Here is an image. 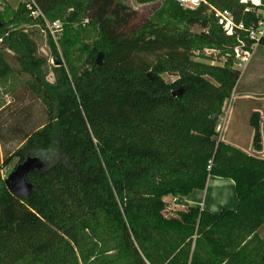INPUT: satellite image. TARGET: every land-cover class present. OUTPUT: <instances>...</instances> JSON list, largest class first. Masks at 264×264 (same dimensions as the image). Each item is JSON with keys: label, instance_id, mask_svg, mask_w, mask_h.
Wrapping results in <instances>:
<instances>
[{"label": "trees", "instance_id": "obj_1", "mask_svg": "<svg viewBox=\"0 0 264 264\" xmlns=\"http://www.w3.org/2000/svg\"><path fill=\"white\" fill-rule=\"evenodd\" d=\"M205 1L247 27L258 21L240 0ZM35 2L51 21L86 19L96 39L76 49L66 36L61 54L48 36L51 78L48 59L22 28L33 22L25 7L0 12V80L29 76L47 115L34 131L17 130L23 135L11 158L15 168L35 154L53 160L27 175L34 186L27 198L10 193L0 172V264H264V159L219 139L241 71L232 58L223 66L193 60L199 45L227 54L236 45L209 6L186 10L173 0V23H160L119 0ZM250 126L260 153L258 112ZM210 177L235 183L236 211L190 207L165 216L167 198L180 204Z\"/></svg>", "mask_w": 264, "mask_h": 264}, {"label": "rangeland", "instance_id": "obj_2", "mask_svg": "<svg viewBox=\"0 0 264 264\" xmlns=\"http://www.w3.org/2000/svg\"><path fill=\"white\" fill-rule=\"evenodd\" d=\"M119 1L130 10L139 13L143 19L149 18L153 21L157 20L160 23H173L167 12L169 4L174 3L173 0H151L145 4L139 3L138 0ZM18 5L17 0H0V12L11 15L12 11H15ZM48 20L51 21L50 19ZM59 21L62 24L63 31L60 33L58 41H54V43L61 54L62 48L59 40H63L66 36H72L76 42V49L80 47L81 43L91 44L95 41L96 33L89 27L86 19L80 20L72 25H68L64 19H59ZM134 21L135 19H133L132 23ZM9 28L15 29L13 26ZM22 28L26 32L32 33V37L39 46V54L48 59L50 77L53 78L51 69L52 66H55V63L44 25L39 21L33 20L32 23L25 24ZM190 29L196 35H200L203 31L199 26H194ZM1 45L0 40V47ZM225 50L212 49L205 44L199 45L194 51L193 60L211 65L214 62V66H223L227 55V51ZM236 68L241 71V77H243L241 84L247 86L244 88L247 89V93L249 94L245 98L239 92L235 95V91L228 101L225 109V117L219 124V139L223 142L228 131L230 129L232 130L237 124V119L243 120L252 107H262L264 104V46H258L249 62L243 64V67L237 65ZM162 77L168 83L175 80L174 76L167 74H164ZM28 79L29 76L26 74L15 73L5 80H0V172L5 179H7L17 164V160L12 159L11 156L19 147L22 135L25 132L34 131L37 127L47 122L46 109L41 101L35 98L29 91L27 86ZM240 128H242L240 131L247 140L250 135L248 129L241 126ZM17 130H21L23 134ZM249 130L252 131L253 129L249 127ZM240 145L239 149L242 151H246L249 148L246 142H242ZM41 158L45 160L47 167L53 161L48 159L47 155H41ZM6 160H9L8 165L5 163ZM167 202H169L168 206L171 209L170 212L166 213L167 216H176L179 208L175 205V201L172 199Z\"/></svg>", "mask_w": 264, "mask_h": 264}, {"label": "built area", "instance_id": "obj_3", "mask_svg": "<svg viewBox=\"0 0 264 264\" xmlns=\"http://www.w3.org/2000/svg\"><path fill=\"white\" fill-rule=\"evenodd\" d=\"M174 1L186 10H196L201 5L209 6L205 0ZM17 2L25 7L33 20H41L48 36H50L55 42L58 41L60 33L63 31L60 21H49L39 9L35 0H17ZM240 4L245 6V13H253L258 19V21L252 23L250 27H247L244 22H237L235 15L229 10H222L209 6V13L217 20L222 32L227 37H232L236 40V45L233 46L232 51L226 55L224 64L229 58H232L235 62V66L239 65L243 67V64L249 62L255 49L260 46V43L264 40V2L262 0H240ZM212 65H215L214 62ZM170 211L171 209L168 206L165 211L166 217H173L167 216L166 213Z\"/></svg>", "mask_w": 264, "mask_h": 264}, {"label": "crops", "instance_id": "obj_4", "mask_svg": "<svg viewBox=\"0 0 264 264\" xmlns=\"http://www.w3.org/2000/svg\"><path fill=\"white\" fill-rule=\"evenodd\" d=\"M242 78H240L236 92H238L246 98L248 96L247 87L242 85ZM254 112H258L261 116V134L263 141V150L260 153H257L252 146V136L254 135L253 130L250 131V118ZM244 127L249 131V137L244 138L241 133L240 128ZM231 131V133H230ZM230 131H228L224 142L228 145H231L236 148H240V144L242 142H246L249 145V148L244 151L245 153L256 156L258 158L264 159V104L262 107H252L249 112L246 114V117L243 120L237 119V124ZM222 135V134H221ZM222 137V136H221ZM249 142V143H248ZM172 198H167L166 201H170ZM175 201V200H174ZM175 205L179 208V211L186 210L190 207L200 208L202 210L218 214L223 209H229L236 211L238 208V199L235 192V183L230 179H223L219 177H210L207 181L206 189L203 191H194L191 195L184 198L180 204L175 203Z\"/></svg>", "mask_w": 264, "mask_h": 264}, {"label": "water", "instance_id": "obj_5", "mask_svg": "<svg viewBox=\"0 0 264 264\" xmlns=\"http://www.w3.org/2000/svg\"><path fill=\"white\" fill-rule=\"evenodd\" d=\"M0 22V27H1ZM102 53L97 56L96 65H102ZM150 76V75H149ZM153 78V76H150ZM182 91L173 93V96L180 95ZM40 154L28 156L23 163H20L7 177L5 185L10 193L16 197L27 198L32 193L34 186L27 181V175L34 171H42L47 168L45 160L41 158Z\"/></svg>", "mask_w": 264, "mask_h": 264}]
</instances>
